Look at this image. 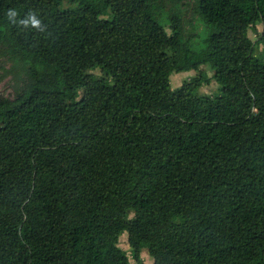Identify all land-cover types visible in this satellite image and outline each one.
<instances>
[{"label":"trees","instance_id":"obj_1","mask_svg":"<svg viewBox=\"0 0 264 264\" xmlns=\"http://www.w3.org/2000/svg\"><path fill=\"white\" fill-rule=\"evenodd\" d=\"M0 54V264H264V0H0Z\"/></svg>","mask_w":264,"mask_h":264},{"label":"rangeland","instance_id":"obj_2","mask_svg":"<svg viewBox=\"0 0 264 264\" xmlns=\"http://www.w3.org/2000/svg\"><path fill=\"white\" fill-rule=\"evenodd\" d=\"M256 31L260 32L261 31V26L257 25L256 27ZM248 36L251 40H255L257 38L255 31L253 30H249L248 31ZM259 51V50H257ZM8 67V63H6L5 58L3 57V55L0 54V96H5V97H11L12 96V90H11V85L12 82L10 80L9 76H4L3 74V68ZM200 71H202L203 73H205L208 77H210L212 75V72L205 66H202L199 68ZM199 70L197 71H188V72H181V73H173L170 76V85L172 89H176L179 86H181V84L184 81H188L191 78H193L194 76H196L199 72ZM91 73L100 76V73L98 70H94L91 71ZM198 94L200 95H209V96H213L216 95L218 93V85L214 82V81H210L209 84L207 85H202L198 91ZM119 247L123 250L126 251L127 255L130 256V251H129V247L127 244V234L124 233L119 237ZM142 260L145 263H151L152 260L149 257V255L147 254V250L143 249L141 251L140 254ZM130 264H134L133 260L130 258Z\"/></svg>","mask_w":264,"mask_h":264},{"label":"clouds","instance_id":"obj_3","mask_svg":"<svg viewBox=\"0 0 264 264\" xmlns=\"http://www.w3.org/2000/svg\"><path fill=\"white\" fill-rule=\"evenodd\" d=\"M15 16H16V12H15V11H10V12L8 13V17H9V19H12V18L15 17ZM30 17H32V24H33V26H34V27L38 26L39 21L36 20V19L34 18V15H30ZM21 23H23V21H21Z\"/></svg>","mask_w":264,"mask_h":264}]
</instances>
